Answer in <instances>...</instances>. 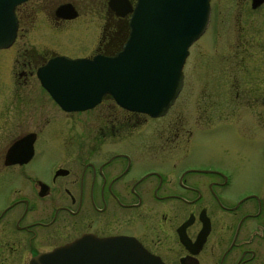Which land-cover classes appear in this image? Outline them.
Returning <instances> with one entry per match:
<instances>
[{"label": "flooded vegetation", "instance_id": "af4514ba", "mask_svg": "<svg viewBox=\"0 0 264 264\" xmlns=\"http://www.w3.org/2000/svg\"><path fill=\"white\" fill-rule=\"evenodd\" d=\"M123 2L129 11L121 13ZM134 3L26 0L15 7L11 46L23 39L10 74L16 86L0 84V264H28L80 238L117 237L136 241L162 264H264V199L231 193L232 173L193 156V129L203 132L210 121L200 114L164 120L178 97L158 117L121 109L109 97L65 112L37 80V69L55 56H114ZM68 34L76 45L93 44L66 54L42 42ZM27 76L45 102L17 99ZM102 102L108 114L92 111ZM62 121L55 132L51 126Z\"/></svg>", "mask_w": 264, "mask_h": 264}, {"label": "rangeland", "instance_id": "374dc122", "mask_svg": "<svg viewBox=\"0 0 264 264\" xmlns=\"http://www.w3.org/2000/svg\"><path fill=\"white\" fill-rule=\"evenodd\" d=\"M209 6L207 27L188 47L182 66L183 87L164 120L179 114L190 120V116L200 114L201 121H210L209 127L200 128L203 132L192 128L193 156H206L232 173L231 193L254 191L264 199V3L254 10L247 0H210ZM91 40L76 45L72 34L42 38L47 48L66 54L89 49ZM22 41L17 37L13 46L0 49V84L6 87L12 83L10 74L17 66L14 58ZM34 83V78L27 76L17 86V99H28L29 95L36 102H45L46 95ZM99 107L103 115L112 110L102 102L92 111L99 112ZM56 123L51 128L58 132L63 121ZM89 129L93 132L96 128Z\"/></svg>", "mask_w": 264, "mask_h": 264}, {"label": "water", "instance_id": "95a60500", "mask_svg": "<svg viewBox=\"0 0 264 264\" xmlns=\"http://www.w3.org/2000/svg\"><path fill=\"white\" fill-rule=\"evenodd\" d=\"M0 0V49L14 40V7ZM209 0H136L128 35L113 57L55 56L37 69L44 90L64 111L93 107L108 95L129 111L162 115L177 96L187 49L204 31ZM263 0H251L252 8ZM121 13L129 11L120 3ZM29 264H162L136 241L80 238L33 257Z\"/></svg>", "mask_w": 264, "mask_h": 264}, {"label": "bare ground", "instance_id": "6f19581e", "mask_svg": "<svg viewBox=\"0 0 264 264\" xmlns=\"http://www.w3.org/2000/svg\"><path fill=\"white\" fill-rule=\"evenodd\" d=\"M82 113V112H81ZM69 114V113H68Z\"/></svg>", "mask_w": 264, "mask_h": 264}]
</instances>
